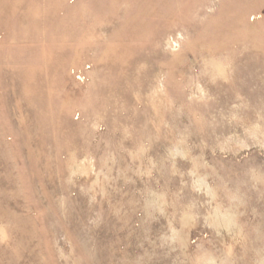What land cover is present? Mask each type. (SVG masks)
Masks as SVG:
<instances>
[{
    "label": "rangeland",
    "instance_id": "obj_1",
    "mask_svg": "<svg viewBox=\"0 0 264 264\" xmlns=\"http://www.w3.org/2000/svg\"><path fill=\"white\" fill-rule=\"evenodd\" d=\"M0 264H264V0H0Z\"/></svg>",
    "mask_w": 264,
    "mask_h": 264
}]
</instances>
